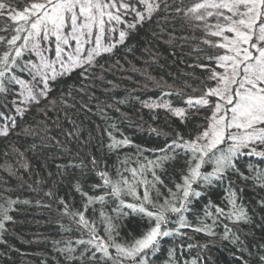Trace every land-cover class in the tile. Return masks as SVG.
I'll return each instance as SVG.
<instances>
[{"label": "trees", "instance_id": "trees-1", "mask_svg": "<svg viewBox=\"0 0 264 264\" xmlns=\"http://www.w3.org/2000/svg\"><path fill=\"white\" fill-rule=\"evenodd\" d=\"M4 2L20 9L29 0ZM194 2L166 0L167 9L162 4L161 10L151 20L130 32L125 43L118 45L113 55L101 58L105 69L103 80L93 77L85 93L74 90V100L70 102L75 107L69 109L58 105L56 110H52L42 102L40 106L31 108L23 119L17 116L16 127L7 137L0 136V206L8 209V215L12 217V220L4 222L7 231L2 239L6 243H0V264H68L57 247H64L69 239L74 242L89 237L87 229L81 228L70 215H65L64 205L59 201L67 203L69 211H84L87 198L76 187L79 186L89 196L105 195L106 187H93L102 184L97 174L99 170L106 171L113 181L121 179L118 173L131 181V172L125 169H139L146 159H155L156 154L148 149L162 147L177 133L190 139L206 126L204 117L208 115L207 109L197 113L195 109L188 108L186 101L190 97L201 96L205 85L211 86L207 80L209 68L201 65L214 66L207 57L218 51L204 43L207 40L205 34L190 23L184 11H176L184 10ZM5 25L10 26L9 30L0 31V36L10 38L14 34L11 29L16 24L7 16H0V28ZM4 48L5 45L0 44V52ZM100 74L97 70V75ZM69 84L77 88L81 86L76 79L59 80L51 96L66 93ZM162 103L185 109V118L182 120L161 108L146 106ZM0 112L15 116L11 105L4 107L3 102H0ZM69 121H75L81 129L78 136H67L68 131L74 130ZM109 133L117 140L126 137L132 143L110 150L107 147L112 142ZM136 146L145 151L138 152ZM93 157L97 161L95 168L91 164ZM184 160L185 157H177L165 165V171L157 169V175L164 183L156 185L160 190L159 196L149 185L153 200L162 203L168 196V188L175 191L173 182H181L180 173L187 167ZM249 163L264 168V162L258 158L242 157L237 166L250 179L245 181L239 175L230 174V181L238 192V203L245 207L251 222L233 223L215 214L204 216L209 202L225 208L226 213L231 211V206H226L229 181L218 183L207 191V195L196 200L192 211L186 214L194 227H200L203 221L211 225L216 235L208 236L191 228L182 229L185 235L162 241L160 252L151 257L154 264H167V253L171 248L177 249L180 264L192 259H197V264H240L235 258L240 255L238 246L230 243L231 233L238 235L246 245L245 256L249 250L253 253L259 251L257 245L264 244V209L259 207V202L264 200V187L251 179L253 172L247 167ZM211 167L206 165L202 170L210 171ZM144 176L152 180L150 172L145 171ZM140 178L138 173L135 179L138 181ZM136 188L137 194L143 196L144 186L136 184ZM240 188H243L242 192ZM48 192L52 195H47ZM121 199L136 202L131 196H122ZM117 206L118 201L110 196H106L103 204L88 205L84 215L86 219L95 221L99 236L106 238L100 213L116 217L114 209ZM209 210L214 212V209ZM113 223L120 225V235L116 240L121 243L131 242L133 236L140 237L149 227L146 219L134 215L123 220L114 219ZM169 227L175 225L169 224ZM225 227L231 230L228 240L223 239ZM55 241L60 242L56 247L53 246ZM73 246L77 248V254L85 247L75 243ZM71 264H79V261ZM85 264L95 262L85 261Z\"/></svg>", "mask_w": 264, "mask_h": 264}, {"label": "snow or ice", "instance_id": "snow-or-ice-1", "mask_svg": "<svg viewBox=\"0 0 264 264\" xmlns=\"http://www.w3.org/2000/svg\"><path fill=\"white\" fill-rule=\"evenodd\" d=\"M162 4L165 9L169 7L166 0H29L17 9L0 0V16H7L16 24L11 29L14 34L10 38L0 36V44L5 45L0 52V102L4 107L11 105L15 112V116L0 112V120L4 121L0 123V136L7 137L16 127V117L23 119L31 108L40 106L42 102L52 110H56L58 105L69 109L75 107L70 102L74 100L73 91L85 93L93 77L103 80L105 69L101 58L113 55L117 46L125 43L130 32L151 20L161 10ZM176 11H185L188 20L201 22L196 26H202L212 37L218 38L204 41L221 50L207 57L214 66L201 65L209 68L207 80L215 81V85H205L201 96L190 97L186 101L188 108L195 109L197 113L207 109L208 115L204 117L206 126L190 139L177 133L162 147L148 149L156 154L155 159H146L139 169H125L131 172V181L122 173H118L120 180L113 181L106 171L99 170L97 174L102 184L93 187H106L105 195L89 196L79 186L76 187L87 198L84 211H69L68 204L60 200L65 215H70L81 228L87 229L89 237L74 242L69 239L64 247H57L68 264L72 261H79V264H85V261L95 264H154L151 257L160 252L162 241L185 235L182 229L191 228L208 236L216 235L211 225L203 221L200 227H194L186 214L192 211L196 200L207 195L210 188L226 180L229 181L226 206L230 205L231 211L226 213L225 208L209 202L204 216L215 214L233 223L251 222L245 207L238 203V192L231 186L230 174L247 181L250 177L240 171L237 161L242 157H255L264 162V0H195L186 10ZM210 18L213 20L211 23ZM120 25L124 27L120 28ZM9 27L5 25L0 31H8ZM97 70L100 75H97ZM25 76L27 78H23ZM69 79L80 81L81 86L77 88L69 84L66 93L52 97L56 82ZM10 96L13 99L9 100ZM146 106L163 107L182 120L185 118V109L171 108L167 103ZM44 115L47 116V112ZM69 122L74 130L68 131L67 136H78L81 129L75 121ZM109 136L112 142L107 147L110 150L132 143L126 137L117 140L111 133ZM136 148L138 152L145 151L139 146ZM181 156L185 157L187 166L180 173L181 182H173L175 191L168 188V196L162 203L153 200L149 185L159 196L160 190L156 185L164 183L157 175V169L165 171V165ZM91 164L96 167L94 157ZM206 165L212 166L210 171L202 170ZM247 167L253 172V182L264 187V168L251 163ZM145 171L151 173V181L144 176ZM138 173L141 178L137 181ZM136 184L144 186L143 196L137 194ZM239 191L242 192L243 188ZM106 196L118 201V206L114 209L116 217L100 213L101 222L105 225V238L97 234L95 221L86 219L84 212L90 204L105 203ZM122 196H131L136 202H127L121 199ZM259 207L264 209V200L259 202ZM209 209H214V212ZM130 215L146 219L149 227L140 237L133 236L131 242H117L120 225L114 224L113 220L127 219ZM10 220L8 209L0 206V243H6L2 239L7 231L4 222ZM169 224L175 227L170 228ZM230 232L225 227L223 239L228 240ZM59 243L55 241L53 246ZM73 243L85 247L77 254ZM230 243L238 246L240 255L235 258L240 264H264V244L257 245L259 251L256 253L249 250L245 256L246 245L238 235L231 233ZM176 253V248L168 250L167 264H180ZM184 264H197V259L184 261Z\"/></svg>", "mask_w": 264, "mask_h": 264}, {"label": "rangeland", "instance_id": "rangeland-1", "mask_svg": "<svg viewBox=\"0 0 264 264\" xmlns=\"http://www.w3.org/2000/svg\"><path fill=\"white\" fill-rule=\"evenodd\" d=\"M191 5H189V6H187V7H190ZM138 7H140L139 5H138ZM187 7H186V9H187ZM186 9H184V10H186ZM184 13H185V11H184ZM125 19H131V17H125ZM190 21V20H189ZM210 23L211 22H213V20L210 18V21H209ZM190 23L193 25V26H195V27H197L196 25H198V24H201V22H198V21H190ZM120 28H123L124 27V25H120L119 26ZM199 30H201L204 34H205V36H206V38H207V40L208 41H215L216 39H218V38H215V37H212L206 30H204L203 29V27L201 26V27H197ZM54 39V38H53ZM70 43H74V42H70ZM209 45V44H208ZM210 46V45H209ZM216 49V48H215ZM218 52H220L221 50L220 49H216ZM218 71H223L222 69H217ZM210 84H211V86H214L215 85V81H210ZM160 105V104H159ZM171 108H173L172 106H170ZM155 108H161V109H163V110H165L166 112L168 111V112H170L173 116H175L169 109H166V108H163V107H155ZM175 117H177V116H175ZM177 118H180V117H177Z\"/></svg>", "mask_w": 264, "mask_h": 264}]
</instances>
